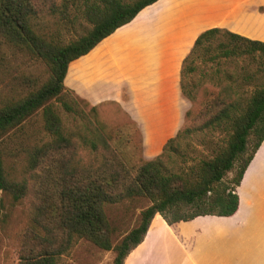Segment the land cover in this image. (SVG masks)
Returning <instances> with one entry per match:
<instances>
[{"label": "trees", "instance_id": "obj_1", "mask_svg": "<svg viewBox=\"0 0 264 264\" xmlns=\"http://www.w3.org/2000/svg\"><path fill=\"white\" fill-rule=\"evenodd\" d=\"M157 1L0 0V192L15 204L30 194L37 200L18 264H61L60 258L80 240L114 251L112 264H124L144 241L157 215L177 229L180 223L198 217L230 218L237 214V188L264 142V81L247 101L206 99L197 114L187 115V120L198 122L196 127L181 130L161 155L152 160L141 156L138 163L125 150L111 146L98 109L91 107V116L84 115L78 104H88L65 89L64 80L73 61ZM80 19L90 28L67 39L66 32ZM218 35L225 40L217 45L219 53L212 60L258 56L264 78V42L221 29L202 33L186 63ZM15 59L24 60L30 68L43 64L48 79L41 82L33 72L12 67ZM182 87L194 103L196 95L184 83ZM53 101L61 102L68 115L84 118L83 129L73 132ZM37 116L39 130L32 134L28 126ZM131 125L140 135L136 124L131 121ZM208 130L224 132L225 144L211 158L180 167L179 160L186 158L181 153V140ZM85 153L94 155L92 163L85 161ZM12 154L26 161L22 179L14 178L5 168ZM234 168V177L227 180ZM136 198L148 199L151 205L141 212L139 225L114 244L115 230L107 207ZM3 208L0 199V216Z\"/></svg>", "mask_w": 264, "mask_h": 264}, {"label": "rangeland", "instance_id": "obj_2", "mask_svg": "<svg viewBox=\"0 0 264 264\" xmlns=\"http://www.w3.org/2000/svg\"><path fill=\"white\" fill-rule=\"evenodd\" d=\"M89 28L90 25L84 19H80L71 27V33L66 32V38L82 35ZM224 40L218 35L211 42L205 43L193 60L186 63L184 75L187 74L188 67H193V70L189 71L193 72L192 75H188L183 82L187 90L196 95L190 111L192 115L197 114L203 108V102L210 97H224L227 101L237 98L247 101L263 84V68L258 56L212 60L219 53L217 45ZM11 64L14 68L19 67L24 73L33 72L40 77L41 82H45L49 77L47 68L41 63L30 68L24 60L15 59ZM71 97L74 98L72 95ZM53 102L73 132L83 129L81 127L84 118L80 115H68L61 102ZM78 107L84 115L86 113L87 116H91L89 105L79 102ZM97 115L99 121L107 127L105 132L109 135L105 136L110 138L109 143L113 148L125 150L135 163H138L141 156L147 160L144 155V137L136 134V129L123 113L115 108H105L98 110ZM196 125L198 122L187 120L181 130ZM39 126V116H37L32 119L28 130L33 134L39 130ZM116 131L120 134H115ZM148 139L152 148L150 155L156 158L162 154L170 138L148 137ZM156 143H159L158 148L155 146ZM224 144L225 133L220 130L193 132L180 142L181 153L186 155V158L180 159L179 165L182 168L189 167L199 160L211 158L217 148ZM83 155L86 162L91 160L92 163L94 160V155L88 156L87 153ZM5 168L18 180L27 172L26 161L18 154H12L6 159ZM250 169L256 174V182L252 186L258 187L250 190L249 185L247 188L249 181L247 178L237 188V193L243 197L249 194L252 204L250 206L243 204L240 215L235 220H227L224 226L216 222L219 224V229L207 233L203 238L205 241H200L196 253H187L169 230L166 221L159 218L152 225L150 234L146 235L145 244L128 260V264H145L150 260L152 264H264V198H259L256 193V190L264 184V144ZM235 171L236 168L227 175L226 179H232ZM0 199L4 203L0 216V264H18L22 239L30 224L37 200L33 194H30L23 202L15 204L2 192ZM150 205L148 199L136 198L107 207V215L115 230L114 244L119 243L139 225L141 212ZM115 255L114 251H104L87 240H80L68 254L60 258V262L61 264H112ZM136 258L139 260L136 261Z\"/></svg>", "mask_w": 264, "mask_h": 264}, {"label": "crops", "instance_id": "obj_3", "mask_svg": "<svg viewBox=\"0 0 264 264\" xmlns=\"http://www.w3.org/2000/svg\"><path fill=\"white\" fill-rule=\"evenodd\" d=\"M210 29L264 42V0H158L73 61L64 80L65 89L92 108H115L123 113L136 124L144 137L145 158L152 160L148 137L174 138L193 108L182 87L193 73L189 72L193 67H188L184 75L186 59L199 36ZM254 159L242 181L249 178L250 190L258 187L252 186L256 182L250 169ZM263 185L256 190L259 198H264ZM239 198V210L233 217L204 216L182 222L177 229L167 226L187 253L194 254L207 233L219 229L216 222L224 226L240 215L243 204H252L249 194ZM159 218L163 219L160 215L153 219L148 235ZM143 244L131 251L124 264Z\"/></svg>", "mask_w": 264, "mask_h": 264}]
</instances>
